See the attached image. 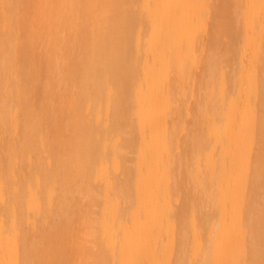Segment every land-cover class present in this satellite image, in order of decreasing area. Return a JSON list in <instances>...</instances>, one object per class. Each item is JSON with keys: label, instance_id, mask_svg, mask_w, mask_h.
I'll list each match as a JSON object with an SVG mask.
<instances>
[{"label": "bare ground", "instance_id": "obj_1", "mask_svg": "<svg viewBox=\"0 0 264 264\" xmlns=\"http://www.w3.org/2000/svg\"><path fill=\"white\" fill-rule=\"evenodd\" d=\"M0 264H264V0H0Z\"/></svg>", "mask_w": 264, "mask_h": 264}]
</instances>
